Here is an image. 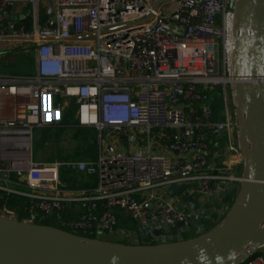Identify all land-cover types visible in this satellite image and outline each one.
<instances>
[{
  "label": "built area",
  "instance_id": "built-area-1",
  "mask_svg": "<svg viewBox=\"0 0 264 264\" xmlns=\"http://www.w3.org/2000/svg\"><path fill=\"white\" fill-rule=\"evenodd\" d=\"M158 1L0 0V41L33 52L34 73H0V196L29 199L22 221L159 245L204 234L224 217L243 181L232 89L237 0L156 9ZM72 100L79 124L99 131V157L38 159L36 130L60 122ZM64 170L93 186H71ZM173 184H187V200L165 189ZM121 213L136 227L118 225ZM243 264H264V244Z\"/></svg>",
  "mask_w": 264,
  "mask_h": 264
},
{
  "label": "water",
  "instance_id": "water-1",
  "mask_svg": "<svg viewBox=\"0 0 264 264\" xmlns=\"http://www.w3.org/2000/svg\"><path fill=\"white\" fill-rule=\"evenodd\" d=\"M171 1L160 0L155 8ZM48 4L52 17L54 9L50 1ZM53 25V21L48 23L49 27ZM128 26L133 29L135 23ZM232 70L243 181L234 202L218 223L206 233L186 240L131 245L89 237L83 231L73 233L53 225L0 216V264H243L248 261L264 244V0H237ZM186 187L187 184H173L165 189L181 195ZM182 198L187 200L183 194ZM209 206L207 202L206 207ZM183 224L171 225V232L175 233ZM156 233L164 230L157 229Z\"/></svg>",
  "mask_w": 264,
  "mask_h": 264
},
{
  "label": "trees",
  "instance_id": "trees-1",
  "mask_svg": "<svg viewBox=\"0 0 264 264\" xmlns=\"http://www.w3.org/2000/svg\"><path fill=\"white\" fill-rule=\"evenodd\" d=\"M26 25H29L30 19L26 18L22 21ZM220 89L217 88L212 96V107L217 117L220 116L222 109V99L219 96ZM72 130L74 132V138L77 142L75 152L73 154H67L61 157L55 153L48 158L50 161L63 160V159H87L94 160L100 155V142L98 144L97 134L98 129L95 127L80 125L76 119V103L72 100L64 109L62 119L55 124H48L37 130L34 140L35 154L38 158V151L42 149L48 141L54 140L56 137L62 136L66 131ZM100 135V134H99ZM212 151H216V148L211 146ZM39 159V158H38ZM62 178L67 180L71 186H76L79 183V187H92L91 182L85 180V177L76 173H71L66 170L62 172ZM29 199L25 196L10 194L0 196V209L7 207L14 209L18 212V219L22 220L27 217L28 212L26 207L29 205ZM73 214V209L69 212ZM43 223L56 226L49 220H44ZM118 225L129 226L128 220L121 213L119 215ZM214 225H212L213 227Z\"/></svg>",
  "mask_w": 264,
  "mask_h": 264
},
{
  "label": "rangeland",
  "instance_id": "rangeland-1",
  "mask_svg": "<svg viewBox=\"0 0 264 264\" xmlns=\"http://www.w3.org/2000/svg\"><path fill=\"white\" fill-rule=\"evenodd\" d=\"M0 51H1L0 52L1 53L0 54V73L14 74V75H27L29 73H34V64L32 60L33 52L32 51L11 49L8 47L5 49H3L2 47ZM37 130L35 132V137H36ZM97 139H98V144H99L100 142L99 133L97 134ZM76 146H77V142L74 138V132L72 130H68L62 136L56 137L54 140L48 141V143H46L45 146L38 151V158L43 161H50L48 160V158L52 156V153H55L61 157H64L67 154H73L75 152ZM68 160L80 161V160H87V159H68ZM236 196H237V192L235 195L229 196V200L231 201V204L234 202ZM226 212L227 211H225V213ZM50 222H53V220L50 219ZM129 226L131 228L136 227L132 219L130 220ZM194 233L196 232L192 231L190 235H187V236L192 237ZM108 237L109 235H106L105 238L108 239Z\"/></svg>",
  "mask_w": 264,
  "mask_h": 264
},
{
  "label": "crops",
  "instance_id": "crops-1",
  "mask_svg": "<svg viewBox=\"0 0 264 264\" xmlns=\"http://www.w3.org/2000/svg\"><path fill=\"white\" fill-rule=\"evenodd\" d=\"M19 17H22V16H19ZM13 44V46H12ZM20 46L19 43H12V42H8L6 43L5 41H0V50L1 48L3 47V49L5 48H11V49H19V50H23L21 47H18ZM1 52V51H0ZM1 54V53H0ZM77 209V208H76ZM130 224V221L128 222Z\"/></svg>",
  "mask_w": 264,
  "mask_h": 264
},
{
  "label": "bare ground",
  "instance_id": "bare-ground-1",
  "mask_svg": "<svg viewBox=\"0 0 264 264\" xmlns=\"http://www.w3.org/2000/svg\"><path fill=\"white\" fill-rule=\"evenodd\" d=\"M232 50H233V46H232ZM233 81H234V78H233Z\"/></svg>",
  "mask_w": 264,
  "mask_h": 264
}]
</instances>
